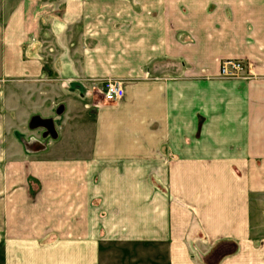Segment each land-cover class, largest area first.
<instances>
[{"label": "crops", "instance_id": "crops-1", "mask_svg": "<svg viewBox=\"0 0 264 264\" xmlns=\"http://www.w3.org/2000/svg\"><path fill=\"white\" fill-rule=\"evenodd\" d=\"M0 8L3 73L30 81L4 111L0 84V264L259 263L264 0ZM225 59L251 77L219 78Z\"/></svg>", "mask_w": 264, "mask_h": 264}, {"label": "built area", "instance_id": "built-area-1", "mask_svg": "<svg viewBox=\"0 0 264 264\" xmlns=\"http://www.w3.org/2000/svg\"><path fill=\"white\" fill-rule=\"evenodd\" d=\"M249 64L243 60L225 59L219 64V78L249 79ZM99 93L105 102H115L122 98L124 92L122 82L116 79H106L101 83Z\"/></svg>", "mask_w": 264, "mask_h": 264}, {"label": "rangeland", "instance_id": "rangeland-1", "mask_svg": "<svg viewBox=\"0 0 264 264\" xmlns=\"http://www.w3.org/2000/svg\"><path fill=\"white\" fill-rule=\"evenodd\" d=\"M1 20H2V11H1V8H0V23H1ZM5 66L7 67V71H9V67H10V64L11 62L10 61H6L5 63ZM3 67L4 65H2V61L0 60V84L1 86H3L4 90L6 91H2L1 92V102H2V105H3V111L4 109H6L4 106H7L9 103V91L7 89V87H9L11 84L13 83H30V81H22L20 78L21 77H16V76H10L9 73L8 74H4L3 73ZM42 77V76H41ZM19 78V80L17 79ZM43 78H44V75H43ZM23 79H26V78H23ZM17 80V81H16ZM34 83V81H33ZM6 86V88H5ZM25 89L23 88L22 91H18L17 94L20 96L19 99L21 100H24V97L26 96V92L24 91ZM26 98V97H25ZM25 105V104H23ZM21 144L25 145V140H21L20 141ZM3 147H4V142H3ZM263 242H264V239L262 237H259V241H258V247H257V251L255 252H252L251 254L248 253L249 255V259H252V260H257L259 263L258 264H264V245H263ZM108 255L107 259H112V256L109 255V253H105ZM103 253V255H105Z\"/></svg>", "mask_w": 264, "mask_h": 264}, {"label": "water", "instance_id": "water-1", "mask_svg": "<svg viewBox=\"0 0 264 264\" xmlns=\"http://www.w3.org/2000/svg\"><path fill=\"white\" fill-rule=\"evenodd\" d=\"M39 124L43 126L51 136L54 137L55 133L51 121H40Z\"/></svg>", "mask_w": 264, "mask_h": 264}]
</instances>
